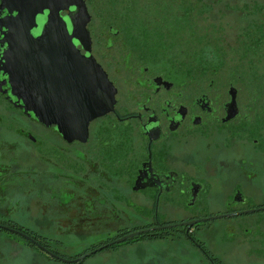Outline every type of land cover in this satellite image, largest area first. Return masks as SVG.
Instances as JSON below:
<instances>
[{
    "label": "flooded vegetation",
    "instance_id": "obj_1",
    "mask_svg": "<svg viewBox=\"0 0 264 264\" xmlns=\"http://www.w3.org/2000/svg\"><path fill=\"white\" fill-rule=\"evenodd\" d=\"M83 1L88 49L71 40L90 59L89 77L96 74L88 87L105 95L113 89L114 103L78 139L73 114L84 92L69 84L68 67L58 69L52 122L26 110L11 84L12 52L60 48L62 20L68 35L78 32L70 20L75 7L59 11L47 42L30 46L46 32L49 10L33 12L38 0H0V206H14V189L24 199L37 191L50 233L31 236L2 220L0 231L65 264L98 254L111 258L103 264H264L263 54L251 43L245 76L190 73L170 36L171 17L161 20L172 13L156 17L159 36L149 39L140 14L119 0ZM243 77L246 85L237 81ZM40 106L45 110L46 98ZM63 128L72 130L69 138ZM193 206L222 207L200 216L189 214ZM69 236L94 239L67 255L59 245ZM10 255L1 241L0 264H12Z\"/></svg>",
    "mask_w": 264,
    "mask_h": 264
},
{
    "label": "water",
    "instance_id": "obj_2",
    "mask_svg": "<svg viewBox=\"0 0 264 264\" xmlns=\"http://www.w3.org/2000/svg\"><path fill=\"white\" fill-rule=\"evenodd\" d=\"M38 4L40 8H36L33 12L37 13L45 8L49 10L48 20L45 24L46 32L35 40L27 41L30 43V46L33 44L47 42L45 39L48 35V28H52L54 26V21L61 19L58 15L59 11L62 9H69L71 6H74L75 9L72 11L73 15L70 16V20L74 30L77 29L78 32L68 35L66 25L62 20V36H65L66 39L62 42V46L60 48H52L45 50L44 52L32 48L16 52L13 51V54H17L16 59L14 61L12 60L13 69L11 72V84L13 91L17 94L18 98L23 99V106L26 110L33 111L35 117L48 122L55 121L54 111H51V106L53 99L56 98L55 88L59 87L57 73L59 68L63 70L68 67L67 75L69 78V84L71 86H77L80 92H84L82 97H78V111L73 114V117L76 116L77 118V130L74 128V137L78 139H85L84 137H86L87 134L89 121L113 110L114 103L113 89L105 95L106 92L101 94V92L96 91L95 88L88 87V83L90 81H96V74H94L93 79L89 77V74L85 70L87 66H91L89 61L90 59H85V61H83L81 55L78 54V51L75 49L71 40L73 36H76L84 44V46L87 47L86 49H88L86 44L90 41L85 26L89 20V14L86 4L83 0H38ZM64 43H67V45H64ZM94 66L100 70L98 65L94 64ZM102 78L105 80L104 75ZM86 85L88 89H86ZM44 91H46L44 94H40ZM43 97L46 98L47 107H45V110L41 109L40 106L42 104ZM62 131L67 138H69L68 135L72 133L70 128H63ZM232 215L233 214H226L225 216ZM206 219L208 218L195 220L189 223V225ZM5 228L24 235L12 228ZM140 232L141 231H136L127 234L117 241H123L127 237ZM80 259H82V257Z\"/></svg>",
    "mask_w": 264,
    "mask_h": 264
},
{
    "label": "rangeland",
    "instance_id": "obj_3",
    "mask_svg": "<svg viewBox=\"0 0 264 264\" xmlns=\"http://www.w3.org/2000/svg\"><path fill=\"white\" fill-rule=\"evenodd\" d=\"M125 0H119L118 6L123 8ZM204 6V10L202 15L199 16L197 19H188L184 20L183 22L196 23L197 28L203 30L206 27L210 28L213 25L218 30V35L220 37V41L225 45H236V39L243 32V29L246 28L248 25L254 23V20L258 21V14L252 15H242L237 9L236 5H242L245 1L252 2L253 0H199ZM261 1V0H258ZM143 2L144 11L151 14V15H159L162 12L163 7V0L159 2L155 0H139L136 1L137 6H141ZM167 2V3H166ZM167 6H172L174 4L173 1L165 0ZM165 5V4H164ZM207 5L211 6V8H207ZM206 7V8H205ZM203 9V8H202ZM260 17V16H259ZM182 22V20H181ZM212 24V25H211ZM159 22L155 21L154 26H158ZM188 27V26H187ZM185 26V28H187ZM184 32H178L176 34L177 37L184 36ZM210 52L209 50H206ZM238 58V57H237ZM246 60H237L235 62L239 63L232 72L228 70H219L218 72H213L215 75H226L232 73L234 76H245L246 70ZM234 62V63H235ZM233 63V62H230ZM236 63V64H237ZM211 75V74H210ZM238 82H241V85H246L245 78L237 79ZM34 168V167H33ZM36 169V168H35ZM29 175L33 177L34 172L29 169ZM15 185L18 183V180H15ZM14 206H0V220L2 221H11L22 225L28 229L35 231L37 234H45L49 235L50 232H46L48 229V225L50 224L49 217L44 218L41 214L39 202L35 199L39 196L37 191L32 190L27 196L29 197L24 199L22 193L18 191V189H14ZM81 190H79L80 192ZM34 198V202L32 199ZM68 199V195H67ZM222 206H206L204 208H200L199 206H193V208L189 211V214H197V215H204L207 212L216 209ZM180 219V217H177ZM232 217H223L222 220H228ZM135 223L131 222L130 224ZM56 235V234H50ZM9 236L10 239L7 237ZM9 240H8V239ZM85 237V238H77L74 236H69L67 238L62 237L64 242L59 245V250L62 253L67 255H73L76 252L82 250L85 246L89 244L94 238ZM11 240V241H10ZM3 242V246L8 248L10 252V256L12 259V264H25L31 260L32 256L38 258L39 264H65L59 261L49 260L48 258L44 257L37 248H33L27 244H25L24 240L13 233H8L5 231H0V242ZM103 254H98L96 256L88 258L83 264H103L104 262L107 263L111 258L105 255L103 258ZM103 261V262H102Z\"/></svg>",
    "mask_w": 264,
    "mask_h": 264
},
{
    "label": "trees",
    "instance_id": "obj_4",
    "mask_svg": "<svg viewBox=\"0 0 264 264\" xmlns=\"http://www.w3.org/2000/svg\"><path fill=\"white\" fill-rule=\"evenodd\" d=\"M136 1L139 0H125L124 9L140 14L142 21V36L145 38L153 39L154 36H159L157 35L158 31L156 28H160L154 26V22L160 20V18L157 19L156 17H160L162 12L172 13V15L163 16L161 20L165 22L171 17L172 34H170V36H172L175 50L178 49L185 52V57L188 58V60L184 63V66L190 73L213 75V72H218L223 69L232 72L234 68L239 65V63L235 62V59L241 61L247 58V54L251 51V43L253 44V52L255 54H263L264 56V50L260 47V44L264 43V0H253L250 3L249 1H245L242 5H236V9L242 15L258 14L260 17L258 16V21L254 20L253 24L244 28L247 29L253 26V31L249 33L244 30L236 39V45H227L226 47L220 41L218 30L214 25L210 28L206 27L201 30L197 28L195 22L190 23V25L189 22H183L189 18L197 19L202 15L203 11L205 12L204 6H202L199 0H169L174 2L172 6H167V2L164 3L165 0H163L162 12L159 15H151L145 12L143 2L141 6H137L138 3H136ZM155 1L159 2L160 0ZM208 7L211 8V6L207 5V8ZM164 26L168 27L166 24H164ZM185 26L188 27L185 28ZM181 31L185 34L179 38L176 34ZM160 36L165 37L166 35L162 34ZM252 37H254L253 42H251ZM230 74L233 75L232 73ZM13 227L23 230L31 236H37L35 231L22 225L15 224Z\"/></svg>",
    "mask_w": 264,
    "mask_h": 264
}]
</instances>
